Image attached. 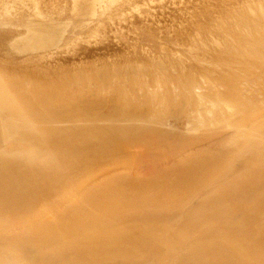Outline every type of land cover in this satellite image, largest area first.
I'll use <instances>...</instances> for the list:
<instances>
[{"label": "rangeland", "instance_id": "1", "mask_svg": "<svg viewBox=\"0 0 264 264\" xmlns=\"http://www.w3.org/2000/svg\"><path fill=\"white\" fill-rule=\"evenodd\" d=\"M0 264H264V0H0Z\"/></svg>", "mask_w": 264, "mask_h": 264}, {"label": "bare ground", "instance_id": "2", "mask_svg": "<svg viewBox=\"0 0 264 264\" xmlns=\"http://www.w3.org/2000/svg\"><path fill=\"white\" fill-rule=\"evenodd\" d=\"M35 27V26H34ZM42 35V34H41ZM41 37V36H40ZM42 43V42H41ZM37 47V46H36Z\"/></svg>", "mask_w": 264, "mask_h": 264}]
</instances>
